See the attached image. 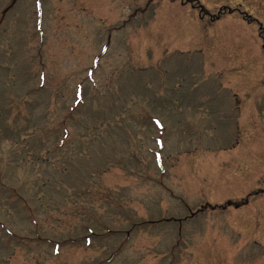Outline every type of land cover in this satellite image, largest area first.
<instances>
[{"label": "rangeland", "instance_id": "rangeland-1", "mask_svg": "<svg viewBox=\"0 0 264 264\" xmlns=\"http://www.w3.org/2000/svg\"><path fill=\"white\" fill-rule=\"evenodd\" d=\"M0 264H264V0H0Z\"/></svg>", "mask_w": 264, "mask_h": 264}]
</instances>
